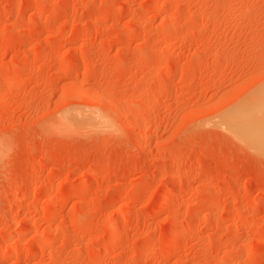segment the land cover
Masks as SVG:
<instances>
[{
    "label": "rangeland",
    "instance_id": "1",
    "mask_svg": "<svg viewBox=\"0 0 264 264\" xmlns=\"http://www.w3.org/2000/svg\"><path fill=\"white\" fill-rule=\"evenodd\" d=\"M263 89L264 0H0V264H264Z\"/></svg>",
    "mask_w": 264,
    "mask_h": 264
},
{
    "label": "bare ground",
    "instance_id": "2",
    "mask_svg": "<svg viewBox=\"0 0 264 264\" xmlns=\"http://www.w3.org/2000/svg\"><path fill=\"white\" fill-rule=\"evenodd\" d=\"M263 90H261L260 93L257 92V95L248 98L240 109L237 108L232 113L229 112V115L226 114V123H223L224 125H227L226 127L228 130L236 136L239 141L259 153H264ZM76 117L73 119H77ZM70 120H72V118Z\"/></svg>",
    "mask_w": 264,
    "mask_h": 264
}]
</instances>
